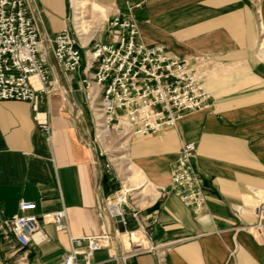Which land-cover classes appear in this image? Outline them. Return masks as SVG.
I'll return each mask as SVG.
<instances>
[{
  "label": "crops",
  "instance_id": "1",
  "mask_svg": "<svg viewBox=\"0 0 264 264\" xmlns=\"http://www.w3.org/2000/svg\"><path fill=\"white\" fill-rule=\"evenodd\" d=\"M95 1L108 16L132 7L147 45L189 59L210 56L205 88L211 99L174 126L128 143L133 183L141 180L155 195L144 208L125 209L122 224L106 210L122 201L112 196L117 177L105 173L93 147L92 118L77 91L84 74L59 69L50 55V92L38 99L50 134L39 128L30 103L0 102V218L17 215L19 203L30 201L39 217L65 209L69 229L59 233L40 221V233L21 251L0 231V264H63L71 238L104 233L114 249L96 251V263L112 255L110 264H158L163 251L167 264H264V245L241 229L258 220L253 209L264 202V0ZM27 2L43 37L71 26V0ZM188 143L197 146L193 167L208 194L199 215L177 197L159 195ZM128 234L146 235L154 249L126 254Z\"/></svg>",
  "mask_w": 264,
  "mask_h": 264
},
{
  "label": "built area",
  "instance_id": "2",
  "mask_svg": "<svg viewBox=\"0 0 264 264\" xmlns=\"http://www.w3.org/2000/svg\"><path fill=\"white\" fill-rule=\"evenodd\" d=\"M108 13V11H107ZM104 28L96 31L83 44L74 23L65 26L51 43V55L56 66L69 73L83 72L77 91L84 99L92 123L93 147L98 157L104 159L106 151L99 137V128L113 135L122 133V139L132 141L174 126L184 113L202 109L211 99L205 88L207 71L213 65L210 56L193 59L173 54L162 45H147L141 40L132 7L127 12L118 8L110 10ZM42 31L27 0H0V102L30 103L36 113L39 128L50 134V123L38 111L39 93H49L46 64L48 55L43 47ZM120 139V137H118ZM109 140L107 143H110ZM104 146V147H103ZM197 146L184 144L171 170V182L160 196H175L195 214L207 208L208 194L202 180L193 167ZM104 170L109 174L113 165L105 159ZM117 193V192H116ZM115 193V194H116ZM37 203L22 201L17 215L0 218V231L4 240L25 250L34 236L40 233V221L52 224L56 231H68L65 209L36 215ZM126 202L120 204V212L113 215L108 203L107 212L125 224ZM257 221L241 227L264 245V202L253 209ZM1 217V216H0ZM112 235L71 238L72 249L63 264H110L114 257L103 263L93 260L99 250L111 251ZM130 250L126 254L152 251L146 235H139L142 245L135 246L133 234H128ZM158 251V248H156ZM231 256L235 250L231 251ZM23 259V258H22ZM158 264H167L164 252H158Z\"/></svg>",
  "mask_w": 264,
  "mask_h": 264
},
{
  "label": "rangeland",
  "instance_id": "3",
  "mask_svg": "<svg viewBox=\"0 0 264 264\" xmlns=\"http://www.w3.org/2000/svg\"><path fill=\"white\" fill-rule=\"evenodd\" d=\"M72 6H73V10H74V23L76 26V29L78 30V33L80 35V38L82 40V42H88L89 39L91 38V36L94 35V31H98L100 24H102V28H104V22L107 20L108 14L106 9L103 11L102 9L95 7V5H99L95 0H71ZM80 12V15H78L77 13ZM78 15V16H77ZM81 17L80 21H77V17ZM100 33H95V37L97 35H99ZM261 40L263 39L264 36V30L261 31ZM44 40V44L43 47L49 56L51 55V49H50V44L49 42L45 41V37H43ZM47 39V38H46ZM261 40H260V44H261ZM262 49L264 50V44L262 46ZM104 138V137H103ZM102 138V142H105V147L102 148L103 151H106V156L103 159V163H106L105 159L109 160V163L113 165V174H115V176L117 178H115L116 181V185L117 188L116 190L112 193V195H114L116 192H118L117 194V198H119L122 202L126 201L127 205L129 206V208H138V206L142 205V207L144 208V206H146L148 204V202L150 201H144V202H140V199L142 198V195L140 194H136V192L139 191H144V186L143 185H138L135 186L133 188L129 187L125 181L127 180L126 176H130L131 171L126 172L125 169L126 168H130V165L128 164V161L126 164H122V160L120 162V160L118 159V161L114 160V158H119V157H123L125 156L128 152V143L130 141H127L125 139L121 140L119 139L117 136L113 135V137L111 138V142L107 143L109 140L108 138L103 139ZM123 144L125 145V152L121 151V147L123 146ZM121 163V165H120ZM123 166V167H122ZM134 173V171H133ZM136 173H134L135 175ZM138 178L140 179H145V177L142 174H136ZM147 183H145L146 185ZM139 237V235H138ZM123 242V240H122ZM125 243V242H124ZM143 246H147V243H144ZM131 249V248H130Z\"/></svg>",
  "mask_w": 264,
  "mask_h": 264
},
{
  "label": "bare ground",
  "instance_id": "4",
  "mask_svg": "<svg viewBox=\"0 0 264 264\" xmlns=\"http://www.w3.org/2000/svg\"><path fill=\"white\" fill-rule=\"evenodd\" d=\"M95 7H98V8H100V9H102L103 11L105 10V8H103L102 6H100V5H95ZM78 15H80V12L79 13H77ZM77 15V16H78ZM76 16V17H77ZM77 19V21H80L81 20V17H77L76 18ZM102 28V24H100V26H99V29L98 30H100ZM96 33V31H94V34ZM83 44H86V42H83ZM263 44H264V41H263V43H262V46H263ZM262 48V47H261ZM98 134H99V137H100V139L102 140V138L103 139H106V138H108V140H111V138L113 137V134L111 133V132H109V131H107L106 129H103V128H99V130H98ZM116 135H117V137H120V139L121 140H123L122 139V133H120V132H116ZM103 141V140H102ZM104 144H105V142H103ZM121 151L122 152H125V145L123 144V146L121 147ZM118 159L120 160V162H121V160H122V164H126L127 163V161H128V154H126L125 156H123V157H119V158H114V160H116V161H118ZM129 164V163H128ZM120 165H121V163H120ZM123 167V166H122ZM125 171L126 172H129V171H131L130 170V168L128 167V168H126L125 169ZM127 178V180L125 181V183L129 186V187H131V188H133V187H135V186H138L141 182V180H136L137 182L136 183H133V180H134V177L133 176H126ZM117 194H118V192L116 193V194H114V195H112V196H117ZM136 194H140V195H142V198L140 199V202H144V201H150V200H152L153 198H154V195H155V193L154 192H147V191H139V192H136ZM112 196H110V197H112ZM124 202H126V201H123V202H118L117 204H115L114 206H110L109 205V203H108V206H109V210H110V212L113 214V215H117V214H119V212H120V204H122V203H124ZM145 203V202H144ZM138 207H140V208H143L142 207V205H140V206H138ZM133 242H134V244H135V246H143L142 245V243H140V240H139V238H138V234H134L133 235ZM123 243H124V241H123ZM124 245H125V248H126V250H128V252L129 251H131L130 250V242H129V238H128V240H127V243L125 244L124 243ZM111 250H113L114 249V245H111Z\"/></svg>",
  "mask_w": 264,
  "mask_h": 264
}]
</instances>
